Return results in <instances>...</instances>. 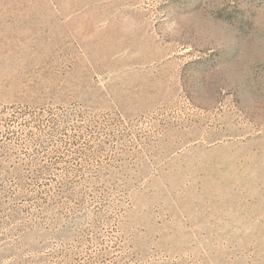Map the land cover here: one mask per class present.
Segmentation results:
<instances>
[{
  "label": "rangeland",
  "instance_id": "374dc122",
  "mask_svg": "<svg viewBox=\"0 0 264 264\" xmlns=\"http://www.w3.org/2000/svg\"><path fill=\"white\" fill-rule=\"evenodd\" d=\"M0 264H264V0H0Z\"/></svg>",
  "mask_w": 264,
  "mask_h": 264
},
{
  "label": "bare ground",
  "instance_id": "6f19581e",
  "mask_svg": "<svg viewBox=\"0 0 264 264\" xmlns=\"http://www.w3.org/2000/svg\"><path fill=\"white\" fill-rule=\"evenodd\" d=\"M3 56V55H2ZM3 66V65H2Z\"/></svg>",
  "mask_w": 264,
  "mask_h": 264
}]
</instances>
